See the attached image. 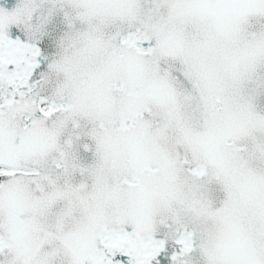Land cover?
Wrapping results in <instances>:
<instances>
[{
	"label": "snow or ice",
	"instance_id": "obj_1",
	"mask_svg": "<svg viewBox=\"0 0 264 264\" xmlns=\"http://www.w3.org/2000/svg\"><path fill=\"white\" fill-rule=\"evenodd\" d=\"M0 264H264V0H0Z\"/></svg>",
	"mask_w": 264,
	"mask_h": 264
}]
</instances>
